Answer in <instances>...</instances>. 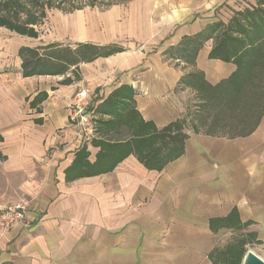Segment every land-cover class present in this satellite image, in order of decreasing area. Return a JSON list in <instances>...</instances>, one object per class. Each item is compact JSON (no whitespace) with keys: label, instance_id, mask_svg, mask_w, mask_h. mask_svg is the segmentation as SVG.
I'll list each match as a JSON object with an SVG mask.
<instances>
[{"label":"crops","instance_id":"0c3cea01","mask_svg":"<svg viewBox=\"0 0 264 264\" xmlns=\"http://www.w3.org/2000/svg\"><path fill=\"white\" fill-rule=\"evenodd\" d=\"M118 3L42 39L0 30V207L29 218L0 225V264H215L223 237L264 242V0ZM221 28L234 57L211 53Z\"/></svg>","mask_w":264,"mask_h":264},{"label":"rangeland","instance_id":"374dc122","mask_svg":"<svg viewBox=\"0 0 264 264\" xmlns=\"http://www.w3.org/2000/svg\"><path fill=\"white\" fill-rule=\"evenodd\" d=\"M116 2L124 4L127 0H0V30H16L18 28L25 31L30 30L31 32L32 30H39V38L42 39L49 34L48 30H63L64 25L62 23L67 22V20L73 18L76 14L78 15L82 10L83 12L85 11L89 13V16L94 18L92 15L93 12H99L104 9L102 8L103 6H108ZM231 26L235 27L236 25L231 24ZM218 34L219 38L222 34L229 35V30L228 28H221L219 29ZM219 38L216 39V42H218ZM82 88L86 89L87 87H79L74 92L69 104V113L71 112L72 106H74L77 93ZM87 89L89 90V95L91 98L93 97L94 100V92L89 88ZM75 125L78 126L82 132V126L78 124ZM96 131L97 121L96 118H94L93 137L95 136ZM16 226L23 225L19 224ZM242 238L245 239L238 233L223 237L220 248H222L221 250L225 248L229 249L226 253H224L225 251L222 252L219 250L213 253L215 259L212 260L215 264H240L243 256L249 249L254 252L258 251L257 253L264 255V242H259L256 238L248 237L246 238V243L238 244ZM236 254L238 256L236 259H233L232 257ZM126 261L127 260H120L119 263L126 264ZM110 263V258L103 260V264Z\"/></svg>","mask_w":264,"mask_h":264},{"label":"built area","instance_id":"2783aa9c","mask_svg":"<svg viewBox=\"0 0 264 264\" xmlns=\"http://www.w3.org/2000/svg\"><path fill=\"white\" fill-rule=\"evenodd\" d=\"M93 97L89 95V90L82 88L77 93V97L69 113L70 120L82 126V134L86 140L93 137L94 118L96 106L92 104ZM27 201H15L0 207V225L3 229H9L16 225H28Z\"/></svg>","mask_w":264,"mask_h":264},{"label":"trees","instance_id":"16d2710c","mask_svg":"<svg viewBox=\"0 0 264 264\" xmlns=\"http://www.w3.org/2000/svg\"><path fill=\"white\" fill-rule=\"evenodd\" d=\"M263 1V0H262ZM238 28V27H237ZM15 30V29H14ZM15 31L20 32V33H32L30 30H21V29H16ZM230 42V44H228ZM238 43L239 40L233 37L232 35L225 34L223 38L220 39L219 43L216 45V47L211 51V53L215 56H224V57H230L231 55L234 57L238 53L237 45H231V43ZM242 42V41H240ZM227 44V46H226ZM231 54L230 56H228ZM98 109V105H96L95 110ZM169 128H172V125L166 128V130H169ZM146 153V161L150 160L154 155L157 154L158 148H151L148 150V148H145ZM142 159V158H141ZM143 160V159H142Z\"/></svg>","mask_w":264,"mask_h":264},{"label":"water","instance_id":"95a60500","mask_svg":"<svg viewBox=\"0 0 264 264\" xmlns=\"http://www.w3.org/2000/svg\"><path fill=\"white\" fill-rule=\"evenodd\" d=\"M240 264H264V259L252 250H247Z\"/></svg>","mask_w":264,"mask_h":264}]
</instances>
